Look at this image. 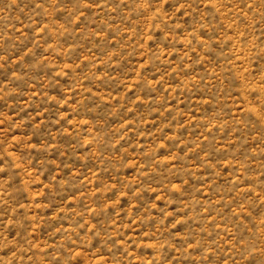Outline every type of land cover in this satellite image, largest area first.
Listing matches in <instances>:
<instances>
[{"label":"rangeland","instance_id":"obj_1","mask_svg":"<svg viewBox=\"0 0 264 264\" xmlns=\"http://www.w3.org/2000/svg\"><path fill=\"white\" fill-rule=\"evenodd\" d=\"M0 264H264V0H0Z\"/></svg>","mask_w":264,"mask_h":264}]
</instances>
